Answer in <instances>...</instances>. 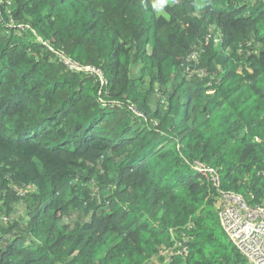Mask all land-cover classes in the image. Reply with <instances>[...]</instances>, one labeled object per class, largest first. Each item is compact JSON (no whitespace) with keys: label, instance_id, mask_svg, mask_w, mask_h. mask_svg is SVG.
Instances as JSON below:
<instances>
[{"label":"trees","instance_id":"1","mask_svg":"<svg viewBox=\"0 0 264 264\" xmlns=\"http://www.w3.org/2000/svg\"><path fill=\"white\" fill-rule=\"evenodd\" d=\"M229 192L264 202L263 0H0V264H248Z\"/></svg>","mask_w":264,"mask_h":264},{"label":"built area","instance_id":"2","mask_svg":"<svg viewBox=\"0 0 264 264\" xmlns=\"http://www.w3.org/2000/svg\"><path fill=\"white\" fill-rule=\"evenodd\" d=\"M60 60L72 72L95 70L65 57ZM217 214L224 233L246 262L264 264V202L251 205L239 194L224 193L218 201Z\"/></svg>","mask_w":264,"mask_h":264},{"label":"rangeland","instance_id":"3","mask_svg":"<svg viewBox=\"0 0 264 264\" xmlns=\"http://www.w3.org/2000/svg\"><path fill=\"white\" fill-rule=\"evenodd\" d=\"M153 3H154V8L156 7L157 9L160 8L161 4L163 3V1L165 0H152ZM264 1V0H263ZM16 213L21 215V216H24L26 214V210H25V207L24 205H19L16 209ZM153 264H157V261L155 260L153 262Z\"/></svg>","mask_w":264,"mask_h":264}]
</instances>
